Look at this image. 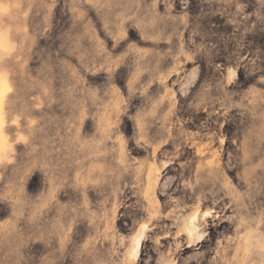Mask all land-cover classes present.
<instances>
[{"label": "rangeland", "instance_id": "374dc122", "mask_svg": "<svg viewBox=\"0 0 264 264\" xmlns=\"http://www.w3.org/2000/svg\"><path fill=\"white\" fill-rule=\"evenodd\" d=\"M0 264H264V0H0Z\"/></svg>", "mask_w": 264, "mask_h": 264}]
</instances>
